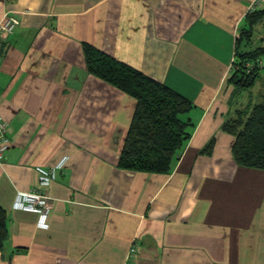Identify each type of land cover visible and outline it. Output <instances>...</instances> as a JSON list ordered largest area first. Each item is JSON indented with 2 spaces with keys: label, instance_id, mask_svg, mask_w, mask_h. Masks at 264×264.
Here are the masks:
<instances>
[{
  "label": "crops",
  "instance_id": "obj_1",
  "mask_svg": "<svg viewBox=\"0 0 264 264\" xmlns=\"http://www.w3.org/2000/svg\"><path fill=\"white\" fill-rule=\"evenodd\" d=\"M253 2L0 0V22L20 20L0 50L10 142L0 166L8 218L0 264H264V171L239 166L235 138L223 131L250 104L241 95L231 104L228 78L254 25ZM260 40L264 47V31ZM84 44L193 103L183 119L194 133L170 174L119 169L137 103L90 74ZM212 140L213 154L203 155ZM65 158L40 187L38 170ZM33 193L54 204L48 228L16 207L19 194Z\"/></svg>",
  "mask_w": 264,
  "mask_h": 264
},
{
  "label": "trees",
  "instance_id": "obj_2",
  "mask_svg": "<svg viewBox=\"0 0 264 264\" xmlns=\"http://www.w3.org/2000/svg\"><path fill=\"white\" fill-rule=\"evenodd\" d=\"M256 25L264 19V11L251 15ZM253 25V26H254ZM253 26L242 34L244 41L252 42ZM237 42L236 61L228 84L234 87L231 104L238 95L251 91L264 80L261 67L264 47L241 51ZM246 42V49L250 46ZM88 71L133 98L136 110L122 149L119 169L149 174H170L191 140L195 125L183 117L194 109L191 101L167 85L160 83L103 51L84 44ZM259 102L238 109L227 121L223 131L235 138V162L245 168L264 171V90ZM215 140L202 150L213 154ZM7 213L0 206V247L8 238Z\"/></svg>",
  "mask_w": 264,
  "mask_h": 264
},
{
  "label": "built area",
  "instance_id": "obj_3",
  "mask_svg": "<svg viewBox=\"0 0 264 264\" xmlns=\"http://www.w3.org/2000/svg\"><path fill=\"white\" fill-rule=\"evenodd\" d=\"M264 8V0H254L249 6L248 13L252 14ZM20 24V20L15 15L7 14L0 22V50L5 41L10 38ZM9 126L8 123L0 118V166L3 165L6 159V153L9 148L10 142L8 137ZM67 162V158L59 163L55 169H39V185L40 187L47 188L56 179L57 169H62ZM53 202L48 200L40 193L33 194H19L16 207L19 210L26 212H33L40 215V227L48 228L46 220L53 208ZM137 250L134 246L129 253L128 263H130L135 256Z\"/></svg>",
  "mask_w": 264,
  "mask_h": 264
},
{
  "label": "rangeland",
  "instance_id": "obj_4",
  "mask_svg": "<svg viewBox=\"0 0 264 264\" xmlns=\"http://www.w3.org/2000/svg\"><path fill=\"white\" fill-rule=\"evenodd\" d=\"M257 26L255 27V35H254V44L252 46V49H256L257 47L260 48L262 46V40H260V35L263 33L264 31V21H262L261 23H257ZM246 41L243 44V51H245L246 47H245ZM262 74L264 76V69L262 70ZM264 90V80H261L260 82L257 83V85L249 92L244 93L241 98L244 101H250V102H254V104L259 102V96L260 94L263 93ZM240 98V99H241Z\"/></svg>",
  "mask_w": 264,
  "mask_h": 264
}]
</instances>
